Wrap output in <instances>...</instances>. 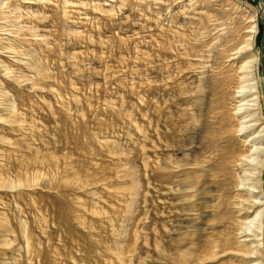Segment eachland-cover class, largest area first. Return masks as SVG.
<instances>
[{"label": "rangeland", "instance_id": "rangeland-1", "mask_svg": "<svg viewBox=\"0 0 264 264\" xmlns=\"http://www.w3.org/2000/svg\"><path fill=\"white\" fill-rule=\"evenodd\" d=\"M253 22L264 122V0H0V264H264L228 59Z\"/></svg>", "mask_w": 264, "mask_h": 264}, {"label": "bare ground", "instance_id": "bare-ground-1", "mask_svg": "<svg viewBox=\"0 0 264 264\" xmlns=\"http://www.w3.org/2000/svg\"><path fill=\"white\" fill-rule=\"evenodd\" d=\"M245 33V37L243 36L245 38L244 43L242 41L243 44L241 46L234 47L230 52L228 58L229 60L234 61H238L243 57L247 59L238 68L240 71V78H238L239 80H241V85L239 84L236 93H234V97L239 99L240 102L239 107H237V110L240 111L241 114H243L241 117L242 121L240 122L242 124L241 126H239V131L241 134L252 132V135L248 138L249 141L252 140L255 142L256 140L260 139L258 142H255L256 145L253 144L254 147L252 149V151L254 150L253 154L257 155V157L253 158L251 156L245 155L242 156L239 160V164H242L247 168L249 166L254 167L246 169L247 173H244V179L241 180L240 186L237 188V190H242V192L247 197L244 200L241 199L240 202L242 208L245 209V221L242 223V225L238 227L239 242L244 248L245 246L247 247L251 243V240L253 238H255V232L259 230L261 232L264 231V184H262L264 174V145L262 147L258 145L260 144L259 142H261L262 139L264 140V122H262L261 120L254 119L253 111L257 109L253 107L256 104H251V101L255 100V98L253 99L250 96H252L255 91H253L252 88L249 87L250 83L247 85L243 84L245 82L247 83L248 80H251L250 78L252 77L253 69H255V67L259 65L258 55L252 54L256 42V37L258 36V27L256 23L253 22L245 31ZM203 68L204 66H201L200 70H202ZM255 94H257V92ZM256 129L258 130L255 132ZM261 154L263 155L260 157ZM248 170H250V172L252 173H250ZM251 231H254V233H249ZM242 258L247 259L248 264H253L254 262V260L252 259V252H245ZM255 264H259V262H256Z\"/></svg>", "mask_w": 264, "mask_h": 264}]
</instances>
